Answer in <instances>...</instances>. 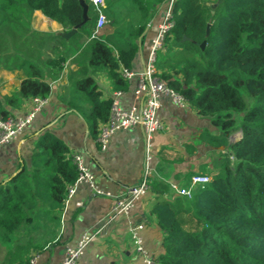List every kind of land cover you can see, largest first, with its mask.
Returning a JSON list of instances; mask_svg holds the SVG:
<instances>
[{
    "label": "trees",
    "instance_id": "1",
    "mask_svg": "<svg viewBox=\"0 0 264 264\" xmlns=\"http://www.w3.org/2000/svg\"><path fill=\"white\" fill-rule=\"evenodd\" d=\"M116 1L105 0V12L113 17L119 43L94 33L97 13L89 3L87 20L68 39L59 38L63 45L74 42L88 52L73 86L88 104L79 112L92 137L108 122L111 104L93 74L105 70L113 90L126 89L121 70L131 68L140 34L163 14L166 3L125 0L136 7L123 12L128 19L118 21L112 10ZM34 10L64 31L82 20L78 0H0V44L22 42ZM170 19L172 27L156 51L154 75L209 119L217 134L208 140L221 151L219 163L208 170L210 180L190 197L177 196L168 183L150 178V211L162 232V251L153 264H264V0H174ZM65 59L61 53L48 57L47 70L29 62L17 87L0 94V117H12L22 100L47 98L48 80L60 76ZM34 148L29 163L0 182V242L7 246L10 264H28L43 251L47 240L39 238L41 220L58 219L78 174L67 145L53 133L43 131ZM158 155L182 159L165 147Z\"/></svg>",
    "mask_w": 264,
    "mask_h": 264
},
{
    "label": "crops",
    "instance_id": "2",
    "mask_svg": "<svg viewBox=\"0 0 264 264\" xmlns=\"http://www.w3.org/2000/svg\"><path fill=\"white\" fill-rule=\"evenodd\" d=\"M112 7L118 21H121L128 19L123 17V12L127 9L133 12L136 6L130 1L118 0ZM106 15L109 21V16L107 13ZM162 16L163 14H158L150 20L143 40L137 41L138 47L131 69H142L151 38L155 35ZM110 23L107 22L98 35L119 43L120 36ZM29 27L30 32L27 28L26 38L22 42L0 44L1 95L9 94L17 87L28 69L29 62L47 70L44 60L48 57L61 53L66 55V59L62 62L60 76L48 80L51 91L43 106L16 139L0 145V182L17 173L24 163H29L31 154L36 150L34 144L39 135L43 131H49L67 145L70 155L77 153L83 158L86 168L94 175L96 184L102 190L120 194L136 185L141 180L147 152L143 129L138 125H131L116 130L102 146L97 137L89 134L87 124L79 112L88 104L73 86L74 80L80 77L81 70L87 65L88 52L77 49L74 42L61 44L59 38L65 32L62 26L46 17L40 10L32 12ZM79 42L85 40L80 39ZM70 47L77 50L73 51ZM6 52L19 55L3 60L1 54ZM93 76L103 97H115L122 108H129L134 102L136 76L128 79V87L124 90L112 89L111 79L105 70L97 71ZM117 91L119 94L115 95ZM159 103L157 113L162 129L153 133L149 148L152 176L166 183L176 182L184 186L192 174L209 175L208 170L214 168L208 167L209 155L221 151V146L212 145L208 140L210 134H217L209 119L200 116L188 104L183 107L174 104L166 94L160 96ZM31 106L29 98L22 100L19 108L12 109V116L22 117ZM162 147L179 152L182 159H160L158 152ZM151 201L152 194L148 192L135 204L129 218L134 223H143V244L150 253L157 255L162 251V232L156 226L154 215L150 211ZM112 204V196L94 193L86 182L74 183L58 219L41 220L39 238L44 237L47 242L39 253L36 264H59L64 246L73 244L82 232L93 230L111 209ZM125 222L124 217H119L109 223L107 230L98 233L88 243L77 264H143L134 251Z\"/></svg>",
    "mask_w": 264,
    "mask_h": 264
},
{
    "label": "built area",
    "instance_id": "3",
    "mask_svg": "<svg viewBox=\"0 0 264 264\" xmlns=\"http://www.w3.org/2000/svg\"><path fill=\"white\" fill-rule=\"evenodd\" d=\"M91 4L96 13L94 33L98 34L99 30L108 22L105 13V0H85ZM174 0H166L165 9L162 20L157 26L155 35L151 38L149 49L140 71L122 68V75L131 79L136 76V86L134 88V102L129 108L119 106L115 97L111 99L110 117L108 122L103 125L98 133L97 141L102 146L106 143L110 135L119 129L127 128L131 125H138L143 129L146 158L145 166L140 182L130 186L120 194H112L104 191L96 184L94 175L86 168L83 158L75 153L72 154L73 161L76 164L78 174L73 184L68 188V194L72 191V186L77 182H86L96 194H104L113 197V204L108 213L98 222L93 230L82 232L73 244L64 246L63 257L59 264H77L79 258L83 255L88 243L98 234L107 230L106 226L119 217L126 219V230L130 235L135 252L140 256L143 264H153L155 255L150 253L143 244L141 230L143 223H134L129 218V213L145 195L150 192V178L152 177L153 167L150 164V141L152 135L157 130L162 129V122L158 116L159 99L162 94L168 95L172 102L178 106H186L185 98L176 92L172 87L168 86L164 81L154 75L156 51L162 47V42L166 32L172 27L170 19L171 6ZM119 92H115V95ZM32 106L30 110L22 117H0V145L16 139L24 129V127L33 119L35 113L46 102V98L32 97L30 98ZM210 180L207 174L195 173L189 178L186 185L182 186L176 182H168L170 188L177 196L190 197L193 190L203 188ZM67 194V195H68ZM38 253L31 256L28 264H36Z\"/></svg>",
    "mask_w": 264,
    "mask_h": 264
},
{
    "label": "rangeland",
    "instance_id": "4",
    "mask_svg": "<svg viewBox=\"0 0 264 264\" xmlns=\"http://www.w3.org/2000/svg\"><path fill=\"white\" fill-rule=\"evenodd\" d=\"M108 16H109V21L112 22L113 21V19H112L113 17H111L109 13H108ZM109 21H108V23H109ZM121 24H123V23L121 22ZM239 134H240L239 132H236V135H234V136L238 137ZM219 152L220 151H217V153L212 152L209 155V159H208L209 165H208V167L215 166V165H217L219 163V158H218L219 157V155H218ZM7 250H8L7 246L0 242V263L4 262L5 264H10V262H12ZM125 264H127V263H125Z\"/></svg>",
    "mask_w": 264,
    "mask_h": 264
},
{
    "label": "water",
    "instance_id": "5",
    "mask_svg": "<svg viewBox=\"0 0 264 264\" xmlns=\"http://www.w3.org/2000/svg\"><path fill=\"white\" fill-rule=\"evenodd\" d=\"M78 1H79V4H80L81 7H82V20H81L78 24L72 26L69 30L63 32L62 35H63L64 37H68V36L72 35V34L76 31L77 27H79L82 23H84V22L87 20V18H88V17H87L88 3H87L85 0H78ZM149 24H150V22H148V23L146 24V26H145L144 30L142 31V33L140 34L138 40H139V39L145 34V32H146L147 29H148ZM207 28H208V24H207ZM207 28H206V30H207ZM185 38H186V37L184 36L183 39H185ZM200 45H201V47H203V45H204V41H202Z\"/></svg>",
    "mask_w": 264,
    "mask_h": 264
}]
</instances>
